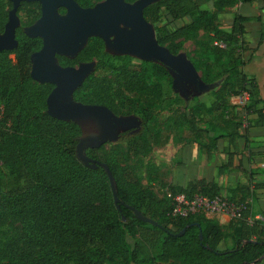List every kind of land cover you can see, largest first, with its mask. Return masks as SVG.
<instances>
[{"label": "trees", "instance_id": "trees-1", "mask_svg": "<svg viewBox=\"0 0 264 264\" xmlns=\"http://www.w3.org/2000/svg\"><path fill=\"white\" fill-rule=\"evenodd\" d=\"M75 1L90 8L104 0ZM257 1L264 8V0H213L211 10L203 9L209 0H161L144 11L145 19L155 26L159 45L172 54L178 55L186 42L196 41L193 65L208 85L219 82L212 87L214 99L209 108L198 98L193 105L178 98L172 90L173 76L163 64L139 61L134 66L129 56L115 57L123 59L120 67L111 68L116 74L91 76L74 98L105 106L115 114L138 116L140 128L121 132L119 140L143 156L168 141H162L155 129L160 111H181L179 117L195 142L214 159L211 149L224 139L235 145L243 128V120L230 114L236 109L229 102L232 97L249 94L244 112L255 117L254 126L264 128V99L257 81L244 72V54L249 51L246 26L260 18L232 10ZM8 5L10 9L0 0V33L12 9L11 2ZM19 12L38 20L41 5L23 3ZM226 14L233 17L230 32L222 29L221 17ZM186 18L191 22L174 26ZM200 32L205 38L199 39ZM16 39V50L0 54V172H6L9 179L7 188L0 187V264H264V223L250 222L252 207L244 195L238 200L244 210L234 220L238 223L235 243L222 250L225 234L219 222L204 214L172 216L174 195L213 199L221 195L215 182L202 178L186 187L171 186L172 195L160 197L142 185L133 167L117 152L108 154L105 146L87 149V156L110 168L116 202L105 170L88 169L77 158L79 125L47 113L54 85L38 84L31 77V55L42 48V40L29 38L23 28L17 29ZM103 51L104 42L93 37L77 58L58 56V61L67 67L91 62L101 54L111 57ZM163 82L169 86L166 92ZM206 114H216L215 120H207ZM252 125L249 122L246 131ZM205 136L210 146L203 143ZM228 156V162L218 168L221 175L234 168V157ZM234 169L243 171L242 165ZM243 187L244 192L264 190V182L251 177L249 186ZM136 210L157 225L138 218ZM128 237L135 240L133 244Z\"/></svg>", "mask_w": 264, "mask_h": 264}, {"label": "water", "instance_id": "water-1", "mask_svg": "<svg viewBox=\"0 0 264 264\" xmlns=\"http://www.w3.org/2000/svg\"><path fill=\"white\" fill-rule=\"evenodd\" d=\"M160 1L137 0L129 3L126 0H104L93 7L82 8L75 0H11L13 8L9 11L4 32L0 34V54L16 50V31L20 25L18 12L21 5L34 2L41 5V17L33 27V33L25 32L29 38H40L43 42L42 48L31 56V77L38 84L54 85L47 99L49 116L77 124L78 119L91 117L100 123L101 136L79 139L77 158L88 169L96 170L101 167L105 170L116 202V184L110 168L87 156L86 150L98 149L111 141L119 140L121 130H138L140 122L135 127L132 120L118 118L105 106L75 102V92L94 71V67L89 63L63 67L59 64L58 56L77 57L93 37L107 43L114 38L112 45L116 52L135 56L141 61L163 64L173 76V88L181 84L178 86L181 89L184 83L199 79L198 72L184 55L172 54L156 40L152 24L145 19L144 11ZM61 9H65L66 14L62 15ZM196 86V93L200 94L202 84L197 83ZM208 89L210 87L203 90ZM135 215L143 221L154 223L145 219L137 210Z\"/></svg>", "mask_w": 264, "mask_h": 264}, {"label": "rangeland", "instance_id": "rangeland-1", "mask_svg": "<svg viewBox=\"0 0 264 264\" xmlns=\"http://www.w3.org/2000/svg\"><path fill=\"white\" fill-rule=\"evenodd\" d=\"M11 0H5V5L7 9H10L9 3ZM136 2V1H135ZM12 4V3H11ZM213 0H209V3L203 7V9H212ZM64 10V12H61ZM60 13L62 15L66 14L65 9H61ZM232 15H224L221 17V22L223 26H230L232 22ZM18 19H19V28H23L24 32L28 34L33 33V27L37 25L38 20H33L31 16L24 12H18ZM191 18H186L184 21H179L174 24V26H182L184 24L190 23ZM172 25L171 28H174ZM152 28L155 34V26L152 24ZM2 34V33H0ZM204 33L200 32L199 39H203ZM260 36H258V39ZM257 39V38H256ZM114 38L110 40V43L104 42V51L105 53L109 54L111 57L107 56L104 57L102 54L99 57L94 58L91 62H84L92 64L94 67V71L88 76L90 78L93 75L100 76V77H113L116 74V71L111 68L114 66L115 68L120 67L123 64V59H117L115 57H131L133 59L134 66L139 64L141 61L139 58H136L132 55H125L119 52H116L115 48L113 47ZM252 37H250V41H252ZM88 44V43H87ZM87 46V45H86ZM196 48V41L190 40L185 43L183 50L179 53L184 55L185 58L192 63V59L194 57V50ZM85 49V48H84ZM83 49V50H84ZM82 50V51H83ZM81 51V52H82ZM80 52V53H81ZM79 53V54H80ZM178 54V55H179ZM264 55V46L260 48L259 52L255 54V58L257 59L259 56ZM32 56V55H31ZM63 57V56H62ZM77 58V57H75ZM75 58H69L71 60ZM193 64V63H192ZM80 64L76 65L79 66ZM216 72L220 71L219 68H215ZM198 72L199 79H192L191 82H186L179 89L178 86L181 84L176 85L175 89L172 85V90L178 98H181L186 103L195 104L193 102L194 98H198L201 102H203L207 108L210 107L211 102L214 99L213 96V86L218 85L219 82L215 83L214 85H208L205 82L202 73ZM87 78V79H88ZM86 79V80H87ZM197 83L202 84V88L206 89V87H210L208 90H203L200 94L196 93ZM163 88L166 92L169 90V86L167 82H163ZM249 95V94H248ZM260 96L263 98L260 94ZM246 93L242 96L232 97L229 102L231 105L235 106V111L231 114L237 115L239 118L243 120V128L239 131V138H249L248 131L246 129L250 124L254 123L255 117L254 116H247L244 112V106L249 101L247 99ZM264 99V98H263ZM73 100L77 101L74 97ZM176 109V107H174ZM115 114V113H114ZM181 111H176L172 109H163L160 111L157 121L155 123L156 131L161 135L162 141L168 139L166 144L154 146L150 153L146 156L135 154L126 143L120 142V140L111 141L108 144L104 145V151L108 154L117 152L119 154V158L122 161H126L130 164L134 171L136 172L137 176L140 178L141 183L145 187H150L154 191V193L160 197L172 195L170 190L171 186L176 187H186L189 182H194L199 179L205 178L208 181H213L221 190V195L219 197L225 198L227 200H232V197L236 195L235 198L237 201L233 202L237 205H241L238 200L245 196L246 204L251 205L253 216L251 217V221H260L264 223V190H250L249 192H244L243 186H249L250 178L252 177L255 182H264V168L261 169H252V162L255 158L252 156H248L249 153L251 154V149L253 147L246 146L244 149V144L241 143L239 148L236 150L237 153L241 152L243 149L242 155L244 160V174L241 175H230V172L227 171L224 174H219L218 168L221 165V151L220 149L229 144L228 139L221 140L219 142L217 149H211V155L215 158L216 153L219 155V159L216 158L211 160L208 157L207 149L201 146L199 143L195 142L193 139L188 126L184 123L183 119L179 117ZM118 118H123L127 120H132V124L136 127L139 121L138 116L130 115L124 116L121 114H115ZM216 117V114H206L207 120H213ZM227 118V117H226ZM215 120V119H214ZM78 125L81 129V137L82 138H98L102 134V128L100 123L91 117H84L78 119ZM202 127V125H201ZM121 130V129H120ZM122 132V130H121ZM220 132V131H219ZM247 137V138H246ZM238 138V139H239ZM237 139V140H238ZM203 143L207 146H210L211 140L205 136L203 137ZM247 140V144H248ZM220 148V149H219ZM264 149V146H262ZM259 157L264 159V151L260 153ZM239 155V154H238ZM237 155V156H238ZM222 162V165L226 164V160ZM221 161V162H220ZM240 161L239 158L236 159L238 163ZM217 166H216V164ZM261 163V161H260ZM216 166V167H213ZM252 173V175H251ZM243 180V182H242ZM238 183L237 190H233V183ZM9 186V179L7 177L6 172H0V187L5 189ZM244 207V206H243ZM209 219L216 220L220 223L222 230L225 234V241L221 244L220 248L222 250L232 248L234 245L235 240V229L238 226V223L233 219L231 220L228 217H224L222 215H211L208 217ZM234 224L233 226H231ZM128 240L131 244L134 243V239L132 237H128Z\"/></svg>", "mask_w": 264, "mask_h": 264}, {"label": "crops", "instance_id": "crops-1", "mask_svg": "<svg viewBox=\"0 0 264 264\" xmlns=\"http://www.w3.org/2000/svg\"><path fill=\"white\" fill-rule=\"evenodd\" d=\"M232 10L237 11L238 13L246 17H251V18L259 17L260 18L259 20H254V19L251 20L246 26L247 33L245 35V41L247 43V47L249 48V51H247L244 54V60L246 62V65L244 67V72L247 76H249L250 78H254L257 81L258 86H259V92L262 96H264V55L262 57L259 56L257 59L255 58V54L258 53L260 48L264 46L263 2L257 1L253 4H239L235 6ZM231 24L230 26H222V29L226 32H230ZM258 36H260L259 39H258ZM250 37H252L253 39L252 41H250ZM247 133H248L249 138L247 137H246L247 139L239 138L236 141L235 145L227 144L223 146L221 149L219 148L220 151L222 152L221 157H220L222 162L224 161L222 159H225L227 163L229 159L228 154H232L234 157V168H238V166L242 165L243 171H237L233 168V170L230 172V175L238 176L239 174L241 175L244 174V170H246V168L244 167L245 164H244L243 157L245 158V156L242 155V152L246 146H250L254 148V149H251V154L249 153L248 155V156H252V158H255V160L252 162V169L264 168V159L259 157L261 155L260 153L264 151V149L262 148V146H264V128L254 126V123H253V125L249 127ZM247 140L249 142L248 144H247ZM241 143L244 144V147L243 149H241L240 153H237L236 150L239 148ZM215 158L216 160L219 159V155L217 153H216ZM237 158L240 159L238 163L236 162ZM222 162L220 166H222ZM216 166H213V167H216ZM237 188H238V183L234 182L232 189L236 190Z\"/></svg>", "mask_w": 264, "mask_h": 264}, {"label": "built area", "instance_id": "built-area-1", "mask_svg": "<svg viewBox=\"0 0 264 264\" xmlns=\"http://www.w3.org/2000/svg\"><path fill=\"white\" fill-rule=\"evenodd\" d=\"M247 97L249 95L246 93ZM247 98V99H248ZM172 216L176 218H187L195 214L222 215L232 219L241 217L243 206L237 205L222 197L209 198L206 196H195L190 199L185 194L179 193L172 198ZM250 222H252L250 220Z\"/></svg>", "mask_w": 264, "mask_h": 264}, {"label": "flooded vegetation", "instance_id": "flooded-vegetation-1", "mask_svg": "<svg viewBox=\"0 0 264 264\" xmlns=\"http://www.w3.org/2000/svg\"><path fill=\"white\" fill-rule=\"evenodd\" d=\"M12 8H13V5H12ZM68 67V66H67Z\"/></svg>", "mask_w": 264, "mask_h": 264}]
</instances>
